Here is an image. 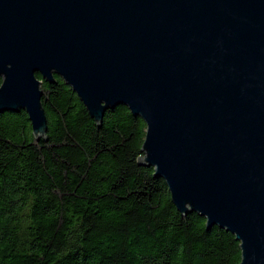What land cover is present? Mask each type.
Listing matches in <instances>:
<instances>
[{"label": "water", "instance_id": "95a60500", "mask_svg": "<svg viewBox=\"0 0 264 264\" xmlns=\"http://www.w3.org/2000/svg\"><path fill=\"white\" fill-rule=\"evenodd\" d=\"M37 74L98 127L121 105L141 117L137 163L264 264V0H0V114L26 111L46 141Z\"/></svg>", "mask_w": 264, "mask_h": 264}, {"label": "trees", "instance_id": "16d2710c", "mask_svg": "<svg viewBox=\"0 0 264 264\" xmlns=\"http://www.w3.org/2000/svg\"><path fill=\"white\" fill-rule=\"evenodd\" d=\"M37 78L46 141L26 111L0 114V264L241 263L232 233L183 217L165 180L137 163L141 117L121 105L98 127L60 76Z\"/></svg>", "mask_w": 264, "mask_h": 264}]
</instances>
